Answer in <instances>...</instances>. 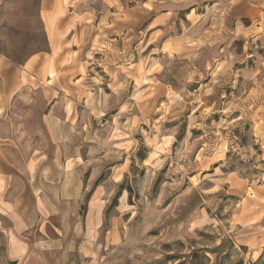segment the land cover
Wrapping results in <instances>:
<instances>
[{"label":"rangeland","instance_id":"374dc122","mask_svg":"<svg viewBox=\"0 0 264 264\" xmlns=\"http://www.w3.org/2000/svg\"><path fill=\"white\" fill-rule=\"evenodd\" d=\"M39 1L35 55L15 62L25 109L58 96L89 128L102 113L114 127L86 138H104L91 155L111 163L82 190L93 227L49 234L40 258L264 264V0ZM44 15L54 33L70 27L55 54Z\"/></svg>","mask_w":264,"mask_h":264},{"label":"crops","instance_id":"0c3cea01","mask_svg":"<svg viewBox=\"0 0 264 264\" xmlns=\"http://www.w3.org/2000/svg\"><path fill=\"white\" fill-rule=\"evenodd\" d=\"M43 10L39 0H0V264H48L40 256L49 234L72 242L80 230L92 228V195L85 197L82 190L93 174L111 164L104 165L103 155L97 154L104 150V138L86 141L89 130L109 133L114 128L104 125L106 114L99 115L103 126L89 128L95 118L86 111L73 116L58 96L43 104L46 112L23 105L27 83L15 62L34 57L29 42L35 25L43 30ZM44 17L55 54L70 27L54 33L51 19ZM113 116L111 120L118 112ZM83 200L86 212L80 224L74 215ZM33 232L42 239H33Z\"/></svg>","mask_w":264,"mask_h":264}]
</instances>
